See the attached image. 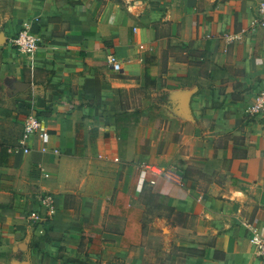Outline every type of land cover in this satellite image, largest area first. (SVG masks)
<instances>
[{"label":"crops","instance_id":"obj_1","mask_svg":"<svg viewBox=\"0 0 264 264\" xmlns=\"http://www.w3.org/2000/svg\"><path fill=\"white\" fill-rule=\"evenodd\" d=\"M260 1L12 0L0 32V264H264L251 241L264 235V116L246 115L264 89ZM24 20L43 38L31 57L5 42ZM224 33L242 39L227 46ZM33 111L46 137L10 151ZM45 194L55 211L40 224L30 216L45 213Z\"/></svg>","mask_w":264,"mask_h":264},{"label":"built area","instance_id":"obj_2","mask_svg":"<svg viewBox=\"0 0 264 264\" xmlns=\"http://www.w3.org/2000/svg\"><path fill=\"white\" fill-rule=\"evenodd\" d=\"M262 27H264V0L259 2L254 21V28L258 29ZM224 39L226 41V45L229 46L236 41H240L242 39V34L224 33ZM5 42L14 48L18 53L31 57L42 46L43 38L34 30L32 21L24 20L21 23L20 29L16 33L6 37ZM109 62L116 64L119 62V59L117 56L113 55L109 58ZM246 115H248V118L258 120L262 119L264 116V89L255 93L253 102L249 105ZM45 137L46 132L44 131L43 118L36 111H33L25 117L23 122V133L17 144L10 146V151L22 150L28 152L33 147L32 142H34L37 138L44 139ZM42 150L49 151V148L43 146ZM53 152L59 153L60 151L59 149L54 148ZM153 170L157 173L159 172L164 174L166 177L179 184L182 183V178L177 172L171 170ZM140 174L141 181L143 182L147 176V168L141 169ZM151 182L155 183L154 180ZM40 199L42 206L45 208V213L42 211H34L30 218L40 224H44L52 218L55 211V205L53 196L50 194H45L41 196ZM251 241L254 244L258 255L264 258V235L257 229H253Z\"/></svg>","mask_w":264,"mask_h":264},{"label":"rangeland","instance_id":"obj_3","mask_svg":"<svg viewBox=\"0 0 264 264\" xmlns=\"http://www.w3.org/2000/svg\"><path fill=\"white\" fill-rule=\"evenodd\" d=\"M12 17V0H0V32L7 30V26H8V22L10 21ZM7 36V35H6ZM0 64H1V59H0ZM153 201H156V199H152ZM166 203L165 202H159V206L157 205V209L158 211L163 214L166 215V217L169 216V212L166 211L167 209ZM171 218V217H170ZM168 218V220L170 221L171 219ZM173 218H175L176 221L173 222H177V224L179 226H193L195 224V219L194 218H189V217H184L183 215L177 214L175 215ZM146 224L149 226L155 225L154 224V218L150 217L149 215H146ZM172 221V220H171ZM186 235L183 232V230H178L177 234H176V239H182L184 238ZM149 242L151 243H155L163 245V243H165L167 241V237L160 235V234H151L149 236Z\"/></svg>","mask_w":264,"mask_h":264}]
</instances>
